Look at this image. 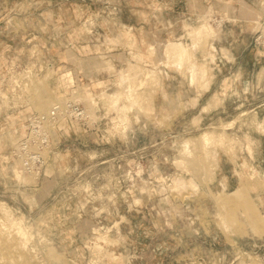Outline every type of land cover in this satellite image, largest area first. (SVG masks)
I'll list each match as a JSON object with an SVG mask.
<instances>
[{"label": "rangeland", "instance_id": "1", "mask_svg": "<svg viewBox=\"0 0 264 264\" xmlns=\"http://www.w3.org/2000/svg\"><path fill=\"white\" fill-rule=\"evenodd\" d=\"M22 1L0 0V26L19 30L38 24L41 31L28 36L27 52L21 49L25 48V36L0 35V43L10 40L12 48L0 47V63H3L0 77L8 71V85L4 88L8 92L2 90L4 86L0 83V245L4 238L12 239V258L8 261L12 264H264V114L257 110L264 104V66L252 64L259 61L263 50L235 45L239 66L233 68L232 82L225 79L218 85V92L191 101L158 99L165 81L174 86L172 80H179L180 71L166 64L165 50L162 49L161 58L157 59L160 52L155 48L156 43L183 42L191 48L193 60L209 69L204 79L195 82L204 89L212 76L220 72L222 80L228 74L226 66L215 69L217 58L221 61L230 57L226 50L223 53L219 50L222 39L217 26L222 22L212 8L201 18L189 19L188 15L187 20L181 21L185 18L179 19V11L188 9L182 4L183 8L177 10L179 3L171 0L159 3L157 0H39L38 3L28 0L21 4ZM123 6L127 9L126 21H131L133 7L140 13L141 24L146 26L138 35L141 53L146 57L135 54L142 62L140 65L134 59L138 73L132 80L140 77L142 81L132 82L133 87L139 90L146 87L147 75H139L141 66L147 70L157 66L160 80L153 92L150 89L146 107L127 108L131 85L130 81L122 82V75L132 71L133 62H129L127 69L118 71L105 58L107 52H103L100 59L108 61V67L97 70L119 73L117 88L104 94L109 100L108 113L118 116L112 122L122 124L123 131L127 124H139V145L107 147L95 142L91 148L95 152L90 148L75 151L66 146L62 151L56 150L57 174L52 173L49 164L41 177L38 173L25 172L20 161L13 157V151L27 133L29 113H47L56 99H74L75 94L83 92L86 100H74L82 102L89 115L97 118L99 106L89 90L84 91L78 85L57 93L55 78L61 79L63 75L72 78L68 68L61 70L63 64L53 66V63L57 54L63 55L61 60H71L64 53H75L64 52V48L81 43L87 32L92 35L93 44L115 45L120 39L116 30L117 11ZM20 8L32 12L26 24L21 19ZM164 11L171 14L164 18ZM165 19L170 20L165 24L172 28L167 35L160 34ZM207 23V33L195 32ZM182 28L185 32L177 34ZM210 52L215 55L214 60L209 57ZM36 53L40 54L37 57L40 72L33 71L35 60L29 59ZM85 53L78 52L80 56ZM4 54L8 61L1 62ZM21 54L23 58L29 57L28 66L20 64ZM182 72L183 76L187 74L186 67ZM173 90L176 93L175 89L171 93ZM114 94L119 97L113 102L110 98ZM40 95L52 100L48 111L39 108ZM7 108L16 112L2 115ZM118 133L121 138L126 137L122 130ZM204 134L210 139V154L215 152L216 158L209 154L211 161L206 158L202 165L201 154L198 157L201 165L199 162L197 165L202 168L177 163L182 159L184 141L197 140ZM116 151L123 152L125 157L118 173L119 183L114 178L116 168L110 162L102 165L106 171L93 173V180L89 178L86 163L77 170L70 169L69 159L73 157L85 160L90 154L113 156ZM44 153L46 157L51 155L48 149ZM184 160L194 162L191 158ZM14 165L22 169L26 178L14 173ZM176 178L179 179L173 182ZM117 184L122 186L119 193L114 191ZM101 186L107 192L101 193Z\"/></svg>", "mask_w": 264, "mask_h": 264}, {"label": "crops", "instance_id": "2", "mask_svg": "<svg viewBox=\"0 0 264 264\" xmlns=\"http://www.w3.org/2000/svg\"><path fill=\"white\" fill-rule=\"evenodd\" d=\"M36 1L37 3L39 0H33ZM156 2V0H154ZM167 2V0H164ZM174 1L173 3H179L177 5V10L178 8H183L185 4V8L188 9V11H181L184 9H181L179 11V19L185 18V21L187 20L186 18L188 15H190L188 18H201L203 17L209 9L214 10V15L216 16L217 19H221L222 25L217 26V29L219 30V33L221 34V46L219 47V50L222 52L226 50L228 52V55L230 58L228 59H220L218 60L217 58V65L215 69L218 68V70H221L222 67L227 68L228 74L220 80V72L215 75V77H211V82L208 84V88L204 89L201 87L199 84H192L191 79H190V73L188 72L187 68V74L183 76L182 70H177L180 71L179 73V80H172V84L174 86H170L167 83L169 80L165 81V86H164V91L160 90L158 96V99H165L166 97L171 99V98H180L182 100L188 101V100H193L194 98H200L202 99L204 96H209L211 93L218 92V85L229 79L232 82V77L234 76V71L233 68L236 66H239L238 63H240V58L237 57V54L234 52V49L236 48L235 45H241L243 44L244 48L249 50L250 47L257 48L259 47L260 50H263L264 52V42H263V36H264V0H171L170 2ZM263 1V3H262ZM28 2V0H23L22 3ZM159 3L160 0H157ZM163 2V1H162ZM6 3V1H5ZM181 4V5H180ZM183 4V6H182ZM9 7V5H7ZM190 6V7H189ZM21 7V6H20ZM172 8L176 6H171ZM171 7L169 9H171ZM126 8V7H125ZM123 7H119L117 11V21L119 22V25L116 27L117 33H118V38L119 41L114 45V44H93L92 39H90L92 36L89 32L85 33V39L81 42H75L73 44H69L67 46L68 49L64 48V52L68 50H72L74 54H65L66 59H71L68 62L65 61V59L61 60V57L63 55H56L57 59L56 61L54 60L53 66L63 64L61 67L63 70L64 68H68L70 70V75L72 79H69L68 76L63 75L64 77L66 76L67 80H64L65 78L62 76L60 78H55L53 81V84H55V88L58 92H66L68 89H71L74 86H80L84 91L89 90L93 95H95V98L97 100V106H99L97 110V124L94 126H91L90 128H86L84 126H78V125H70L66 121H62L61 124L58 126L59 129H57L54 132L53 136V147L55 149V152H59L64 150L66 146L69 148H73L75 151L77 148H92L94 146V143H98L100 145H104L107 147H135L139 145V130L140 126L137 123H130L127 124L126 131H123V125L119 124L116 125L115 121L112 122L113 119H117L118 116H113L115 113L109 114V100L104 96V94L111 93L112 90L117 88V84L120 81V76L119 73L117 74H112L108 71H101L98 72L97 68L107 66L108 61H103L101 54L103 52H107V56L105 58H109L110 62L117 68L118 71L121 69H127L129 62L134 63V55L135 54H140L142 57H146L141 53V46L138 40V35L140 34L141 31L146 30V26L141 24L140 22V13L136 11L133 7L130 10V15H131V21H126L124 19L125 14L127 9ZM37 9V8H36ZM20 16L22 20H25L24 23L26 24V21L28 19V15L32 12H29L27 9L26 10H21L20 8ZM169 14V12L164 11L163 15L164 18H166ZM135 20V21H134ZM224 20V21H223ZM256 23H251L255 22ZM170 21L165 19L164 20V27L161 30L160 34H165L167 35L168 33H171V25H166L165 22ZM0 23H2V20H0ZM250 23V24H249ZM249 24V25H247ZM148 28H150V22H147L146 24ZM40 28V27H39ZM38 28V24H36V27L34 28H29L27 26L19 28L18 32L15 30V28H3L0 26V35L2 37L6 35H20V36H25V48H21L24 51H28L27 46L29 43L28 36L31 34H41L40 29ZM154 32V31H153ZM185 30L182 28L181 31H178L177 34H183ZM157 34V32H155ZM173 33V32H172ZM176 34V33H174ZM226 35L225 38H222V36ZM237 36L236 38H228ZM243 36V37H242ZM256 36V37H255ZM117 38V37H116ZM247 39V42H246ZM6 40V39H5ZM22 44V43H21ZM1 45H6L5 49L8 50L12 49L11 48V42L10 40H7L6 42L0 43ZM167 43H156L155 48L158 47L157 52H160V54L157 55L160 56L157 59L161 58V51L162 49L165 50V48H162V46L166 47ZM35 46H39V44L36 42ZM71 47V48H70ZM215 47V46H214ZM4 49V50H5ZM99 50L98 54L95 53ZM216 50V49H215ZM23 51V52H24ZM62 51V49H61ZM79 51H84L86 52L85 55L83 54L80 56L78 54ZM90 52V53H87ZM22 52V51H21ZM22 52V53H23ZM94 52V54H91ZM149 52V49H148ZM216 52H218L216 50ZM223 53V52H222ZM6 54H4V58L1 59V62L8 59L5 57ZM40 54L36 53V56L33 54L32 56L30 55V58L25 55V58H23L22 54L19 56L20 59V64L23 66H28V58L31 60H35V68L33 71L35 72H40L42 71V68L38 64L37 57ZM96 55V56H93ZM231 59V60H230ZM200 60V59H199ZM34 62V61H33ZM198 62V61H196ZM257 62V61H256ZM253 62V67H258L260 68L264 65V53L260 55L259 61L256 63ZM3 63H0L2 65ZM52 65V64H51ZM4 67V66H3ZM121 68V69H119ZM230 68V70L228 69ZM59 70L58 72H61ZM261 70V69H260ZM233 72V73H232ZM6 73L8 71L6 70L2 76L0 77V83L4 86L2 87L3 91H7L6 86L8 85L6 82H8L6 78ZM168 72L165 71V74ZM59 74V73H58ZM249 78V77H248ZM247 78V79H248ZM63 79V80H62ZM174 79V78H173ZM246 81V80H245ZM249 81V79L247 80ZM64 82V83H63ZM198 83V82H197ZM67 89V90H66ZM171 89H175L176 93L173 92L171 93ZM66 90V91H65ZM8 92V91H7ZM164 104L166 102L164 101ZM261 114H264V104L261 105L257 109ZM8 112H16V110L12 109H4L2 112V115L7 114ZM32 114V113H29ZM1 115V116H2ZM27 123V120H26ZM27 127V125H26ZM62 129V130H61ZM122 134L126 133L125 138H121L119 136V131ZM111 134H110V132ZM113 133V134H112ZM120 141V142H119ZM57 150V151H56ZM93 150L91 149V152ZM98 151V150H97ZM96 151V152H97ZM95 152V151H93ZM124 156L123 152L121 151H116L113 156H104L102 154H96V155H91L88 156L85 160H79L77 157H73L69 159V165L71 170H77V168H82V165L86 163L87 166L86 170L88 171L89 178L93 180V173L97 172H103L106 171V168L102 167V165L106 163H112L114 164V167L116 168L117 175L114 177L116 181L118 182L119 176L118 173L124 163ZM58 161V159L56 160ZM56 161L52 163L50 166L52 167V173L55 172L57 174V166H56ZM81 166V167H80ZM78 172V171H77ZM91 183H95L92 181ZM119 183V182H118ZM92 185V184H91ZM100 192L105 193L107 192L106 189L101 186ZM122 190V186L116 185L114 187V191L116 193H119Z\"/></svg>", "mask_w": 264, "mask_h": 264}, {"label": "bare ground", "instance_id": "3", "mask_svg": "<svg viewBox=\"0 0 264 264\" xmlns=\"http://www.w3.org/2000/svg\"><path fill=\"white\" fill-rule=\"evenodd\" d=\"M263 3V1H262ZM206 29H208V23L203 26H201V28L199 29V31H195V32H199V33H207L206 32ZM208 31V30H207ZM199 33H197V35H200ZM196 34V33H195ZM192 45V44H191ZM193 46L194 43H193ZM197 46V45H196ZM214 48V47H213ZM191 49V48H190ZM189 49V47L183 43V42H169L165 48V57H166V64L169 66L171 65L172 67L176 68L177 70H182L184 67L187 68L188 72L190 73V79L192 83H195V82H198L199 80L201 81V79H204L206 77V75L208 74V70L205 66L203 65H199L198 63L199 62H196L195 60H193V51H191ZM215 49V48H214ZM195 50V49H194ZM154 52V51H153ZM211 60H214L215 59V55L213 53H211ZM134 59L137 60L136 63H138V61L140 62V65H141V60L138 59L136 57V55L133 56ZM133 59V60H134ZM215 63V62H214ZM136 65V64H135ZM139 65V67H140ZM205 65V64H204ZM131 66H133V69L132 71H130L129 73H123L122 75V82H126V81H130V94H129V100L128 102H130V105L127 106V108H131V107H134V106H138V107H146V104H147V98L150 97V93L153 92V88L155 86H157L156 84L158 83V81L160 80L159 79V71L157 69V66L154 67V68H151L150 70H147L146 68H143L142 66L140 67V73L139 75H147V82H146V87H144L143 89L139 90V89H134V84H137L138 82L140 83L142 81V78L139 77L138 80L135 79V81L133 82L132 80H134V77L135 75L138 73L136 70H135V67L137 66H134V63L131 64ZM170 66V67H171ZM138 67V66H137ZM208 67V66H207ZM131 69V68H130ZM137 69V68H136ZM137 77V76H136ZM143 77V76H142ZM138 78V77H137ZM137 81V83H135ZM205 81V80H204ZM133 82V83H132ZM201 83V82H200ZM39 86V85H38ZM44 86V85H43ZM41 85V87H43ZM39 87V88H41ZM152 88V92H150V89ZM83 93V92H82ZM82 93H79L78 95L75 94V98L74 99H85L87 98V96L85 94H82ZM73 94V95H74ZM118 95V94H116ZM115 94L112 95V97L114 98H110V100L113 99V102H114V99L119 96H116ZM42 95H40L41 97ZM47 96V95H45ZM44 96H42L40 99H41V102L38 104L39 108L43 111V110H47L48 111V107L50 106V103L52 102V100L50 99H47V98H43ZM51 98V97H50ZM116 98V99H117ZM115 99V101H116ZM54 100V99H53ZM68 100L67 98H64L62 97L61 100L59 99H56L55 102L52 103V106L54 105V103H57L58 101L59 102H63V101H66ZM51 101V102H50ZM88 101V99H87ZM129 104V103H128ZM52 107H50V110H51ZM133 109V108H132ZM49 110V111H50ZM46 113V111H45ZM43 114V113H41ZM209 142H210V139L208 137L207 134H204L202 135L201 137H199L197 140H191V139H187L184 141V144H183V149L181 151V154H182V159L177 161V163L179 164H182V165H189V164H195L196 167H201V166H198L200 164V162H202V165H203V161L207 158L208 160L210 159L211 161V157L209 156H214L213 159L216 158V153L215 152H212L210 154V150H209ZM202 154V156H200ZM210 154V155H209ZM209 155V156H208ZM200 156V157H199ZM205 156V157H204ZM199 158H202L203 160L200 161ZM204 157V158H203ZM209 157V158H208ZM186 158H191L192 161H194L193 163H191L190 161H186L184 159ZM206 160V161H208ZM200 161V162H199ZM199 162V164H198ZM198 164V165H197ZM201 165V164H200ZM204 167V166H202ZM201 167V168H202ZM22 170V169H21ZM20 170V167L18 165H14L13 166V171L15 174L17 175H22L23 176V173L22 171ZM25 172H27L26 170H24ZM189 171V170H188ZM29 173V172H27ZM38 174V172H36ZM23 178H26V176H23ZM28 178V177H27ZM180 178V176H179ZM179 178H176L173 180L174 181H177ZM22 235V234H21ZM101 239V238H100ZM104 239V238H103ZM2 240V239H1ZM12 239H10L9 237H7L6 239L4 238V240L1 241V245H0V261L3 260V258H7L3 260V262L0 264H12L10 261H8V259H11L12 258V255H11V252L13 251V245L11 244V241ZM23 244V243H22ZM100 245V244H99ZM15 250V249H14ZM3 256V258H2ZM20 256V255H19ZM21 259V257H20ZM13 260V259H12ZM14 264V263H13Z\"/></svg>", "mask_w": 264, "mask_h": 264}, {"label": "built area", "instance_id": "4", "mask_svg": "<svg viewBox=\"0 0 264 264\" xmlns=\"http://www.w3.org/2000/svg\"><path fill=\"white\" fill-rule=\"evenodd\" d=\"M62 121L71 126L86 128L97 124V120L89 115L85 105L74 99L54 103L47 113L30 114L27 119V133L13 151V157L20 161L24 170L34 174L39 171L41 177L45 174L44 169L58 159L53 147V136ZM47 149L50 150L49 157L44 153Z\"/></svg>", "mask_w": 264, "mask_h": 264}]
</instances>
